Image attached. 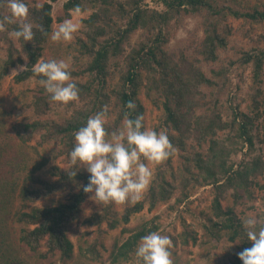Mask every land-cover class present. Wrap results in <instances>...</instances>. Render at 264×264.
Wrapping results in <instances>:
<instances>
[{
    "label": "trees",
    "instance_id": "1",
    "mask_svg": "<svg viewBox=\"0 0 264 264\" xmlns=\"http://www.w3.org/2000/svg\"><path fill=\"white\" fill-rule=\"evenodd\" d=\"M143 1L25 0L33 40L10 37L19 22L0 30V46L5 49L0 77L20 64L25 69L13 76L11 91L18 83L38 81L28 91L31 100L24 102V110L32 109L33 115L10 126L36 157L18 191L14 221L21 224L20 247L39 264H134L141 237L160 232L162 223L159 215L132 224L133 217L144 209L154 212L161 204L178 212L180 230L174 232L177 227L172 226L161 232L171 238L174 264H195L193 249L201 242L198 226L207 236L199 256L207 264H243L238 254L252 247L243 220L264 218V36L239 49L238 56L220 59L233 35L252 37L254 30L264 28V0H156L163 8ZM77 6L80 12L90 11L82 18L75 62L69 67L79 94L56 118L52 111L60 102L50 100L39 83L42 76L31 68L51 60L44 56L50 34L56 23L72 18ZM9 14L6 4L0 3V19ZM188 16L200 17L202 36L171 48V39ZM235 21L249 26H236ZM137 32L140 36L132 41ZM218 61L208 75L204 63ZM249 67L252 83L240 99L241 89L232 84L231 71L239 74ZM143 93L161 112L154 130L167 133L174 152L156 164L140 200L121 203V210L114 202H98L102 210L82 218L94 193L83 191L90 177L86 167L70 175L74 133L105 106L108 134L122 127L126 115L135 119L143 114L147 128ZM130 101L135 109L126 107ZM4 156L3 148L0 161ZM200 186L210 193L203 205L201 199L190 198ZM120 223L122 228L109 245L103 236ZM79 224L92 230L83 231L76 244L70 232ZM15 259L8 257L0 264H19Z\"/></svg>",
    "mask_w": 264,
    "mask_h": 264
},
{
    "label": "clouds",
    "instance_id": "2",
    "mask_svg": "<svg viewBox=\"0 0 264 264\" xmlns=\"http://www.w3.org/2000/svg\"><path fill=\"white\" fill-rule=\"evenodd\" d=\"M5 3L9 15L0 19V30L6 24H16L9 35L14 39L32 41L33 24L26 22L29 5L25 0H0ZM80 7L75 8L79 14ZM80 28L72 18L63 20L50 34L52 41H70ZM25 66H21L24 70ZM34 75L42 76L39 83L44 87L52 102L68 103L78 98V85L72 81L69 65L64 60H42L32 68ZM128 109L136 105L130 101ZM108 116L107 106L88 118L86 124L74 133V146L69 153L71 176H76L80 166L90 173L89 183L82 186L86 193H94L90 198L101 204H121L135 202L142 198L153 176L149 164H159L173 152L167 133L145 128L143 114L135 119L125 116L122 127L108 134L105 123ZM143 158V159H142ZM147 161L149 163H145ZM247 239L252 247L240 252L243 264H264V218L248 217L243 220ZM172 241L168 235L153 231L141 237L135 257L139 264H174L171 253Z\"/></svg>",
    "mask_w": 264,
    "mask_h": 264
},
{
    "label": "rangeland",
    "instance_id": "3",
    "mask_svg": "<svg viewBox=\"0 0 264 264\" xmlns=\"http://www.w3.org/2000/svg\"><path fill=\"white\" fill-rule=\"evenodd\" d=\"M62 1L55 3L53 7V11H55L60 5ZM144 5H148L150 7L163 8L161 3H158L156 0H144ZM90 11L80 12L76 14L73 12L72 19L75 22H78L80 25L79 30L73 34V38L70 41H52L46 45V50L44 52V56L50 59L56 60H64L69 67L75 62L74 54L76 53L75 47L77 46L76 40L78 35L82 33L83 22L82 18L88 16ZM200 17L188 16L185 20V24L178 28L175 36L171 39L169 46L171 48H175L177 46L184 47L188 43H190L191 39L195 37H201L203 32L200 27ZM236 26H238L241 22L235 21ZM242 26L248 27L249 24L241 23ZM59 26L58 23L55 24V29ZM140 32H137L132 41L138 39ZM264 36V28H257L252 32V37L244 36L243 34H235L231 37L230 47L228 50L220 51V59L225 60L228 57H236L239 55L238 50L241 48H249L255 45L258 42V39H263ZM5 56L4 46H0V63ZM85 60H83L84 62ZM220 65L219 61L217 63H204L203 69L206 71L208 75H211V69L214 67H218ZM22 65H17L12 68L8 75L1 78L0 77V147L2 153V149L4 148L6 152V156H4L0 161V263L3 259L11 257L15 262L18 258L19 264H39L36 260L28 257L26 252L20 247L18 242V233L21 228L20 223H15L14 221V213L18 205V191L23 181V177L27 173L28 169L31 167L36 157L31 145L22 144L19 142L11 129L10 123L17 120H22L23 118H28L33 115L32 109L24 110V102H28L31 100V93L28 91L34 88L38 81L35 79H31L28 81H24L15 85L14 89L10 90V85L12 82L13 76L22 71ZM25 66V65H23ZM251 68L242 69L240 73H236V71H231L232 84L240 86V99L245 97L246 92L250 84L252 83V79L250 76ZM264 77V75H263ZM264 79V78H263ZM264 87V84H263ZM143 101L147 107V128L154 130V125L158 124L161 116V112L156 109L154 104L147 96L142 94ZM67 108V103H57L54 106L52 111L53 117H58L62 112ZM35 142H32L34 144ZM143 159V158H142ZM145 163H149L147 161H143ZM155 165L149 164V167L152 168L154 173ZM3 186V187H2ZM207 188L200 186L194 189L191 199H201V205L205 204L209 201L210 193ZM99 201H94L90 198L87 206L84 207L82 212V218H85L91 215L94 211L102 210V206L98 204ZM117 209H122V205L116 204ZM181 209V208H180ZM179 211V210H178ZM177 213L176 211L170 210L168 204H161L159 208H157L154 212H148L146 209L143 210L142 213L135 215L133 217V223L140 221L141 219H149L154 217L155 215L161 216V228L160 232L168 231L172 228V226H176L177 228L173 231H179L180 225L177 221ZM122 228V224L120 223L116 229L108 230L103 236V238L110 245L112 240L119 234ZM92 230V228L87 229L83 225H78L77 229L70 232V237L72 240L78 244V242L82 241L83 231ZM199 234H200V244L194 247L193 258L195 257V264H207L205 258H200L202 255V241H205L207 236L204 233V229L198 226ZM46 264H50L47 262ZM134 264H139L136 261Z\"/></svg>",
    "mask_w": 264,
    "mask_h": 264
}]
</instances>
